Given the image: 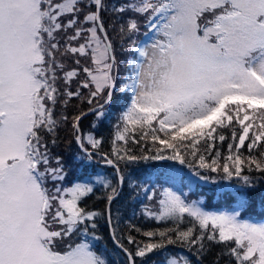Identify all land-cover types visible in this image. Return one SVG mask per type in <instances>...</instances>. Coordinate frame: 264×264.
I'll return each instance as SVG.
<instances>
[{
	"label": "snow or ice",
	"instance_id": "1",
	"mask_svg": "<svg viewBox=\"0 0 264 264\" xmlns=\"http://www.w3.org/2000/svg\"><path fill=\"white\" fill-rule=\"evenodd\" d=\"M74 99L89 105L71 120L74 159L100 157L110 175L69 180L53 151ZM114 100L103 152L104 137L80 121L92 114L96 128ZM176 164L194 180L227 182L217 191L225 209L174 190ZM125 181L149 202L138 215L171 226L130 218L117 235L111 204ZM98 186L123 264L154 253L152 264H199L213 244L229 264H264V220L249 211L264 205V0H0V264H113L95 246L102 213L82 206Z\"/></svg>",
	"mask_w": 264,
	"mask_h": 264
},
{
	"label": "trees",
	"instance_id": "2",
	"mask_svg": "<svg viewBox=\"0 0 264 264\" xmlns=\"http://www.w3.org/2000/svg\"><path fill=\"white\" fill-rule=\"evenodd\" d=\"M120 0H109V3H119ZM104 21L106 27L113 23L114 17L110 13H104L103 14ZM144 29L141 28V33H143ZM111 36L115 35L114 30H110L109 33ZM123 59V58H122ZM73 90L75 89L76 85L75 83L72 85ZM118 99V97H117ZM89 105L87 103L80 104L78 100H72L70 104L67 107V115L69 117V122L66 127H61L58 133V139H59V146L58 148L53 149L54 152L59 153L62 155L67 164L71 166V171L69 173V179H72L75 176H79L81 174L85 173H95L98 171V167L102 166L104 164H101L99 162L100 157H93V161L90 165H83V162L75 161V156L79 152V149L75 143V140L72 136V128H71V120L72 117L79 114V112L84 111L86 112ZM119 106L116 103V100L113 101L112 106V113L108 119H105L103 122H100L97 124L96 128H93V122H94V116L92 114L85 115L81 121H80V128L83 132H95V134L99 136L104 137V144L101 147V151L103 152H110V141L112 138V132H113V126L117 122V116L119 114ZM225 134L228 136V140L225 141L222 145H220L219 141H217L218 146H220V149L222 153L225 155L227 154V144L231 141V131L225 130ZM132 145H130L131 147ZM150 146V144H149ZM139 151V149H137ZM245 154L246 150H245ZM106 166V165H104ZM179 166V165H178ZM107 168L113 169L110 166H106ZM123 167V166H122ZM184 167V166H182ZM125 171H127L125 169ZM149 173H154L150 170H147ZM136 175H139V173H136ZM254 175H256L254 173ZM187 175L185 172H183V180L184 182L185 177ZM155 179V176L152 177ZM202 181H197V188L195 189L196 192H199L204 195L205 199L203 198V203L208 207H217V200L220 199L217 197L215 199L214 203H208V196L213 194L214 189L216 188L217 184H214L212 182L204 183V185H200ZM157 184H159V181H157ZM185 186H188V184L185 182ZM202 188V189H201ZM191 193L194 194V198H200V194L194 192L192 188H189ZM106 195V193L98 186L96 192L93 195H90L88 198H86L82 206H86L89 210H97L102 213L101 217L97 219V230L96 234L100 237L98 241L95 242L96 248L104 247V246H110L112 247L117 254L121 255L122 258H124L123 254L119 252V250L115 247L113 239L110 235V229L107 223L105 213V208L107 205V201L103 198L98 199L97 197H103ZM141 203H149L146 198L142 196H137L136 191L131 189L129 187V184L127 181H125L123 185V189L119 194V197L115 199L111 204V209L113 212V220L115 221L117 216L119 219V224L117 225L119 231L117 232V235L125 234L129 231L127 225L125 224V221H128L130 218L132 220V223L136 224L138 227L142 229H154V228H166L170 227L171 225L168 223H159L155 221H149L146 220L143 216L138 215L140 205ZM219 205H225V202H218ZM261 211L256 210V212H250L251 214L261 217L264 216V212L259 213ZM188 225L185 224L183 227H187ZM133 235H137L136 233H132ZM138 239H143V237L138 236ZM131 247V246H130ZM172 252L177 250L178 248L175 246H170ZM210 251H208L200 260L204 264H229V258L225 255H220L218 258V254L223 253L225 251L224 245H210ZM134 250V249H133ZM191 256V253H188ZM193 260H196L195 256H191ZM153 261H156V253L150 255L147 257L145 264H152ZM137 264H140V261H137ZM234 264V261L232 262Z\"/></svg>",
	"mask_w": 264,
	"mask_h": 264
},
{
	"label": "rangeland",
	"instance_id": "3",
	"mask_svg": "<svg viewBox=\"0 0 264 264\" xmlns=\"http://www.w3.org/2000/svg\"><path fill=\"white\" fill-rule=\"evenodd\" d=\"M121 74H123V72H122ZM115 124H116V123H115ZM169 163H172V162H169ZM175 168L178 169L179 171L176 173V180L174 181V190H178V191H181V192H183V193H187V197H188L189 200H196V201L201 202L202 205L205 207L206 210H216V211H218V210H224V209H225V208H224L225 205H219L218 202H223V201L220 200V199L217 200V207H220V208H218V209H213V208H211V209H207L206 205L203 203V200H202V199L204 198V195H203V194H200V195H201L200 198H194V194L191 193L190 191H188L187 189H185V188L182 186V184H181V183H182V180H183V172H185V174L187 175L186 180L188 179V182H189L190 184H192V185H196L197 181H199V180H194V178L191 177V175H190V173H189V171H188L187 168H184V167H182V166H180V165L178 166V164L175 165ZM147 170H150V171H152V172H155V170L152 169V168H149V169H147ZM112 173H113V171H112L111 169L107 168V167L104 166V165L98 167L97 174H100V175H110V174H112ZM213 175H215V174H213ZM113 180H114V182H115V178H114V177H113ZM224 183H227V182L220 181V182L216 183L217 186H216V188L214 189L213 194H211L210 196H208V203H214V202H215V199L218 197V196H217V191L219 190L220 186H221L222 184H224ZM200 185H204V183L201 182ZM201 189H202V188H201ZM256 210H257V212H258V211H261V212H259V213L264 212V205H261V204L259 203V200H258V199H257L256 201H254V205H253L252 209H250L249 211H250V212H256ZM96 249H97V248H96ZM97 250H98V249H97ZM98 251H99V250H98ZM102 251H103L104 253H106L107 257H109V258L111 259V261L113 262V264H123V260H124V258H122V257L119 256V258H118L119 260H118V259H117V256H112L111 253H110V252L108 251V249H106V248H104ZM168 251H169V252H172L170 246H169ZM177 251H185V250H183V249H177V250H175L174 252H177ZM165 255H167V254H165ZM188 255H189V254H188ZM156 258H158V260L160 261V260L162 259L161 254H160V253H156ZM193 261H195V260H193ZM199 264H204V263H202L201 261H199Z\"/></svg>",
	"mask_w": 264,
	"mask_h": 264
},
{
	"label": "water",
	"instance_id": "4",
	"mask_svg": "<svg viewBox=\"0 0 264 264\" xmlns=\"http://www.w3.org/2000/svg\"><path fill=\"white\" fill-rule=\"evenodd\" d=\"M87 112V111H86Z\"/></svg>",
	"mask_w": 264,
	"mask_h": 264
}]
</instances>
